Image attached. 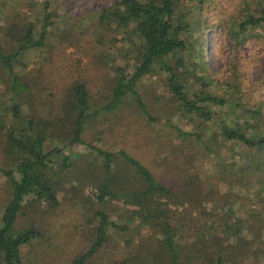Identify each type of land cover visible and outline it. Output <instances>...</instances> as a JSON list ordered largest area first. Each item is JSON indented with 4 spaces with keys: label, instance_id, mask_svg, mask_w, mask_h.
Wrapping results in <instances>:
<instances>
[{
    "label": "rangeland",
    "instance_id": "rangeland-1",
    "mask_svg": "<svg viewBox=\"0 0 264 264\" xmlns=\"http://www.w3.org/2000/svg\"><path fill=\"white\" fill-rule=\"evenodd\" d=\"M47 1L49 19L53 23L47 27L51 37H48L49 41L42 49L27 50L20 57L25 67H16L25 81H35L33 98L29 99L28 93L20 95L23 103L22 116L28 118L37 114L47 119L54 114L56 116L59 105L68 95L66 90L78 81L87 85L90 112L103 108L111 101L110 90L117 81L116 68L123 67L127 73L132 72L136 53V45L132 40H137L132 34L115 29L114 23L106 24V21H101V12L112 5L111 0ZM199 1L182 0L174 11V17L181 12H188L184 19L188 22L189 29L182 33L175 32L186 40L187 45L183 51H177L167 60L173 63L182 57L187 64L185 70L189 71L193 61L199 60V46L204 42L207 70L216 80H224L229 75L231 63L236 62L243 85L256 90L252 93L251 101L264 104V35L256 38L248 36L244 43L236 46L218 24L217 18L224 13L232 14L240 0H201L200 4ZM43 2L44 0H0V46L3 50L12 49L2 34L5 30L1 26L3 16L19 10L23 20H32L38 27L41 23ZM199 27H204L202 39ZM50 75V79L54 81L45 89L43 85L47 83ZM187 78L190 80V76ZM4 80L0 71V117L6 115L11 119V103L5 92ZM247 89L244 87L245 91ZM134 90L136 93H127L115 110L95 114L85 123L81 136L83 145L65 150L71 159L68 169L60 172L53 166L51 173L55 183L57 207L51 209L43 203L34 207L25 203L22 207L14 228H36L41 234L21 248L25 264H70L78 255L86 252L95 240V226L99 221L95 213L98 211L106 214L110 221L125 230L108 226L106 241L89 264H119L122 261H127L128 264H168L170 261V250L159 228L140 227L138 218L130 212L134 206L115 200L97 201L94 184L104 174L100 167L101 158L88 147H84L87 145L104 152H122L143 164L157 181L172 184L175 188H179L185 179L181 165L184 170L193 168L202 181L208 187L213 186L217 195L222 197V210L209 206L210 203L206 202L205 208L191 210L198 216L202 213L201 221L208 220L207 225L210 224L217 230L215 236L224 237L221 233L224 230L223 221H212L211 218L217 212L224 214L231 202L234 212L226 217V222L230 224L247 216L248 209L258 210L263 207L260 221L254 223V219L249 218L246 221L263 228L260 233L264 234V189L259 190L254 186L243 189L241 183H233L231 188L227 185V178L233 179L231 171H237L234 168L236 163L241 168L251 164L248 158L242 162L240 158L242 153L248 155L250 151L230 142L222 144L220 125L215 119L208 122L209 127L216 131L214 137L207 129L204 143L191 141L190 144L187 139L180 141L176 137L177 129L190 130L192 120L185 118L176 109L177 104L171 101L165 73L159 64L154 65V71L137 81ZM212 109L219 114L218 107ZM150 115L157 120L151 121ZM219 115L221 118V114ZM168 119L171 125L167 123ZM3 134L5 131L0 128V166L5 169L12 168L15 154L2 150ZM203 144L213 153L206 152ZM11 188L10 180L0 174V216L10 197ZM186 206L188 207L186 202L183 205L180 202L170 204L171 210L176 211H173L174 214L181 217H184ZM180 233L184 240L189 239L183 230ZM243 252L241 250L236 255L238 258L235 264L262 263L256 261L251 252L248 253V259L239 257ZM184 261L185 258L182 259L183 264ZM188 264L194 262L189 260ZM225 264L233 263L227 261Z\"/></svg>",
    "mask_w": 264,
    "mask_h": 264
},
{
    "label": "trees",
    "instance_id": "trees-1",
    "mask_svg": "<svg viewBox=\"0 0 264 264\" xmlns=\"http://www.w3.org/2000/svg\"><path fill=\"white\" fill-rule=\"evenodd\" d=\"M111 1L112 5L102 10L100 19L106 21V24L114 23L115 29L130 33L137 40H132L136 45L134 66L131 73H127L123 67L116 68L117 81L110 90L111 101L92 113L87 85L78 81L66 90L68 95L59 105L56 116L54 114L50 119L37 114L28 118L22 116L23 103L20 95L28 93L29 99L33 98L35 81H25L16 67H25L20 57L27 50L42 49L47 45L48 37H51V33L47 31V27L53 24L49 19L48 1L44 0L41 7V23L38 27L32 20H23L19 10L2 18V30L5 29L2 34L12 49L3 50L0 46V71L6 82L5 92L11 103L9 110L12 118L8 119L6 115L0 117V128L5 131L1 146L4 152L15 154V163L12 168L0 166V174L7 177L12 185L10 197L0 216V264H25L21 248L41 234L36 228H14L22 207L25 203L33 207L41 206V203L51 209L57 207L55 183L51 173L53 166L60 172L68 169L71 159L65 150L83 145L81 136L85 123L95 114L115 110L127 93L135 94L137 81L154 71L155 64H159L165 73L166 85L171 101L177 104L176 109L185 118L192 120V128H178L176 137L180 141L187 139L190 144L191 141L204 143L207 129L211 131L212 137L216 134L208 125V122L215 119L220 125L222 144L230 142L250 151L248 155L242 153L240 158L241 162L248 158L251 164L241 168L236 163L234 168L237 171H231L233 179L227 178L228 187L231 188L233 183H241L243 189L253 186L259 190L264 189V104L251 101L252 93L256 90L243 85L239 65L232 62L229 75L224 80L217 81L207 70L204 42L199 46V60L193 61L189 71L185 70L187 64L184 58L179 57L173 63L167 60L177 51H183L187 45L185 39L175 34L189 29V24L184 19L188 12H181L174 17V11L182 0ZM217 22L236 46L244 43L248 36H263L264 0H240L232 14L224 13L217 18ZM204 27H199L201 39ZM51 75L43 85L45 89L54 81L50 79ZM187 76H190V80ZM244 87L248 88L247 91ZM213 107H218L221 118ZM149 119L157 120L151 115ZM167 123L171 125L169 119ZM203 146L206 147V152L213 153L207 145ZM84 147L101 158L100 167L104 177L101 176L99 182L94 184L97 201L107 199L132 205L134 208L130 212L138 218L140 227H158L170 250L168 264H183V258L185 264L189 260L194 264H225L227 261L235 264L238 258L236 255L241 250L244 252L239 257L249 258L248 253L251 252L256 261L264 264V234L260 233L263 228L254 224L262 219L263 207L258 210L248 209L247 216L230 224L226 222V217L234 212L231 202L224 214L217 212L211 218L212 221H223L222 228L225 231L221 233L224 237L218 238L215 236L217 230L212 225H207L208 220L201 221L202 213L198 216L191 210L205 208V202L222 210V197L217 195L213 186L208 187L193 168L184 170L180 164L182 167L179 168L185 172V179L179 188H175L172 184L157 181L143 164L122 152H104L91 145ZM177 202L182 205L186 202L188 205L184 208V217L176 216V211L170 208V204ZM95 216L99 218L95 226V240L86 252L78 255L70 264H89L105 243L108 226L125 230L124 227L116 226L102 212H96ZM246 218L254 219V223H249ZM181 230L189 239L184 240ZM119 264L128 262L122 261Z\"/></svg>",
    "mask_w": 264,
    "mask_h": 264
}]
</instances>
